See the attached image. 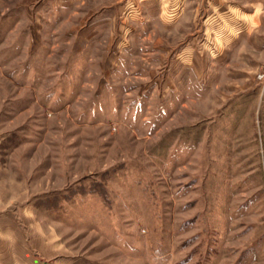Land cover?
Returning a JSON list of instances; mask_svg holds the SVG:
<instances>
[{"label":"rangeland","instance_id":"rangeland-1","mask_svg":"<svg viewBox=\"0 0 264 264\" xmlns=\"http://www.w3.org/2000/svg\"><path fill=\"white\" fill-rule=\"evenodd\" d=\"M262 66L264 0H0V264H264Z\"/></svg>","mask_w":264,"mask_h":264},{"label":"crops","instance_id":"crops-1","mask_svg":"<svg viewBox=\"0 0 264 264\" xmlns=\"http://www.w3.org/2000/svg\"><path fill=\"white\" fill-rule=\"evenodd\" d=\"M232 11H231V15L233 16V15H238L239 13L238 12H236L235 11V9H231ZM230 16V15H229ZM236 34H237V32L233 29V27L227 32V33H225V34H223V36H222V38H220L219 39V41H217V42H221L222 44L224 43V42H229L230 40H233V38L236 36ZM221 47V46H220ZM21 218V214L19 213V215L17 214L16 216L14 215V214H11V213H8V214H6V216H0V224H1V222H4L2 219H5L6 221H7V223L6 224H9L10 226V228L8 229V230H10L9 231V233L13 236V235H15V234H20V236H19V238H18V249H19V254H21V252L22 253H28L27 252V248H26V246H27V241H26V239H25V235H24V230H22L24 233H22L21 231H20V224H21V222H20V219ZM9 222V223H8ZM5 223V222H4ZM34 228H35V230H37V229H41V227H38L37 225L36 226H34ZM37 228V229H36ZM24 229V228H23ZM22 233V234H21ZM9 235V234H8ZM15 237V236H14ZM22 244V245H21ZM30 252V256H31V254L33 255V252L32 251H29ZM14 251H11V252H9V256H11L12 255V257H14ZM18 262L19 263H17V264H22V260H18Z\"/></svg>","mask_w":264,"mask_h":264},{"label":"built area","instance_id":"built-area-1","mask_svg":"<svg viewBox=\"0 0 264 264\" xmlns=\"http://www.w3.org/2000/svg\"><path fill=\"white\" fill-rule=\"evenodd\" d=\"M257 78L260 82L264 83V66L260 67V69L257 71Z\"/></svg>","mask_w":264,"mask_h":264}]
</instances>
